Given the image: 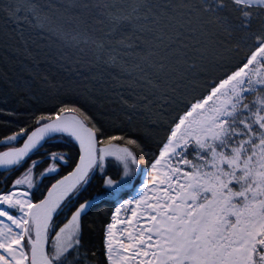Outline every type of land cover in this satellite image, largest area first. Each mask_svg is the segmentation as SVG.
I'll use <instances>...</instances> for the list:
<instances>
[{
    "label": "snow or ice",
    "instance_id": "1",
    "mask_svg": "<svg viewBox=\"0 0 264 264\" xmlns=\"http://www.w3.org/2000/svg\"><path fill=\"white\" fill-rule=\"evenodd\" d=\"M0 43V264H264V0H0Z\"/></svg>",
    "mask_w": 264,
    "mask_h": 264
},
{
    "label": "trees",
    "instance_id": "2",
    "mask_svg": "<svg viewBox=\"0 0 264 264\" xmlns=\"http://www.w3.org/2000/svg\"><path fill=\"white\" fill-rule=\"evenodd\" d=\"M6 55L8 56L7 59L5 58ZM31 63V59H26L22 50L19 53L9 52L3 47L2 43H0V105L7 104L8 107L18 106L14 101V97H17L18 94L21 93L24 82L30 79V74L26 68V65H30ZM35 71L39 72L40 75H43L46 69L42 67ZM47 71L51 72L52 70L48 69ZM8 80L16 81L19 86L15 90H10L7 83ZM5 93H7V95H5ZM112 100L115 101L116 98L112 97ZM116 102L118 103V101ZM52 103L53 101L51 100L41 101L42 105H51ZM0 119L3 118L0 117ZM2 150L4 149L0 147V151ZM2 174L3 173H0V175ZM113 178L120 179L119 176L115 175H113ZM127 182L132 185V188L129 190L126 189L125 191L130 193L139 183V174L128 178ZM102 187L101 176L97 175V177L92 182V186L84 195L86 197H94L96 193L102 189ZM107 207L108 203H104L101 210H106Z\"/></svg>",
    "mask_w": 264,
    "mask_h": 264
},
{
    "label": "bare ground",
    "instance_id": "3",
    "mask_svg": "<svg viewBox=\"0 0 264 264\" xmlns=\"http://www.w3.org/2000/svg\"><path fill=\"white\" fill-rule=\"evenodd\" d=\"M142 181V176H141V180L139 181V183ZM139 183L138 185L135 187V189L139 186ZM135 189L133 191H135Z\"/></svg>",
    "mask_w": 264,
    "mask_h": 264
},
{
    "label": "rangeland",
    "instance_id": "4",
    "mask_svg": "<svg viewBox=\"0 0 264 264\" xmlns=\"http://www.w3.org/2000/svg\"><path fill=\"white\" fill-rule=\"evenodd\" d=\"M141 176H142V174H139V181L141 180ZM129 190V189H128Z\"/></svg>",
    "mask_w": 264,
    "mask_h": 264
},
{
    "label": "water",
    "instance_id": "5",
    "mask_svg": "<svg viewBox=\"0 0 264 264\" xmlns=\"http://www.w3.org/2000/svg\"><path fill=\"white\" fill-rule=\"evenodd\" d=\"M0 173H3V169L2 168H0Z\"/></svg>",
    "mask_w": 264,
    "mask_h": 264
}]
</instances>
